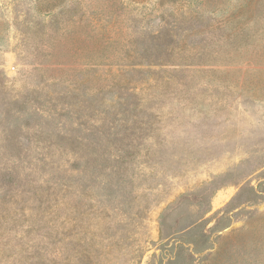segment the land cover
Masks as SVG:
<instances>
[{
	"label": "rangeland",
	"instance_id": "374dc122",
	"mask_svg": "<svg viewBox=\"0 0 264 264\" xmlns=\"http://www.w3.org/2000/svg\"><path fill=\"white\" fill-rule=\"evenodd\" d=\"M46 1L0 0V264H264V0Z\"/></svg>",
	"mask_w": 264,
	"mask_h": 264
},
{
	"label": "trees",
	"instance_id": "16d2710c",
	"mask_svg": "<svg viewBox=\"0 0 264 264\" xmlns=\"http://www.w3.org/2000/svg\"><path fill=\"white\" fill-rule=\"evenodd\" d=\"M59 1H61V0H58V1L55 0L54 2H48V1H46V2H44L45 3V7L46 8H50V10H53L55 8H58V6H60V4H59L60 2Z\"/></svg>",
	"mask_w": 264,
	"mask_h": 264
}]
</instances>
